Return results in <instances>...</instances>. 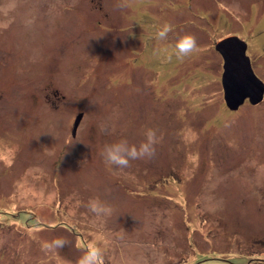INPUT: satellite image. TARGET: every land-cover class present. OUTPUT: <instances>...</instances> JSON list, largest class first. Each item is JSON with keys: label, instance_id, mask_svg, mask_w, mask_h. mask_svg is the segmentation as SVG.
I'll return each mask as SVG.
<instances>
[{"label": "rangeland", "instance_id": "1", "mask_svg": "<svg viewBox=\"0 0 264 264\" xmlns=\"http://www.w3.org/2000/svg\"><path fill=\"white\" fill-rule=\"evenodd\" d=\"M185 32L200 51L169 60ZM227 36L264 83V0H0V264H76L99 235L104 264H264V95L226 106ZM147 127L154 158L106 166Z\"/></svg>", "mask_w": 264, "mask_h": 264}, {"label": "clouds", "instance_id": "2", "mask_svg": "<svg viewBox=\"0 0 264 264\" xmlns=\"http://www.w3.org/2000/svg\"><path fill=\"white\" fill-rule=\"evenodd\" d=\"M120 7L123 4L118 5ZM174 31L173 26L165 22L157 28L155 38L159 41H167L169 34ZM173 53L168 57L172 59L174 55L177 61H183L200 51L197 43V37L191 32H185L175 37L173 44ZM143 138L138 142H130L127 138L113 140L104 145L101 151V157L109 168L125 169L133 161L150 160L155 157L157 146L160 142L158 129L147 127L143 130ZM88 209L97 216H108L111 214V208L98 197L90 199L87 203ZM69 240L63 236L54 237L51 240L43 241L42 250L56 251L68 246ZM107 241L103 235L87 243L81 250L82 254L78 257L76 264H104Z\"/></svg>", "mask_w": 264, "mask_h": 264}, {"label": "water", "instance_id": "3", "mask_svg": "<svg viewBox=\"0 0 264 264\" xmlns=\"http://www.w3.org/2000/svg\"><path fill=\"white\" fill-rule=\"evenodd\" d=\"M246 47L245 41L237 36L224 37L214 45L223 61L221 85L224 102L230 110L237 109L245 99L255 104L264 95V83L252 70ZM80 118L81 113L74 119L72 135L75 134Z\"/></svg>", "mask_w": 264, "mask_h": 264}, {"label": "trees", "instance_id": "4", "mask_svg": "<svg viewBox=\"0 0 264 264\" xmlns=\"http://www.w3.org/2000/svg\"><path fill=\"white\" fill-rule=\"evenodd\" d=\"M206 259H208V258L203 257V258H199V259H197V261H198V262H201V261H204V260H206ZM251 260H259V258H252Z\"/></svg>", "mask_w": 264, "mask_h": 264}]
</instances>
